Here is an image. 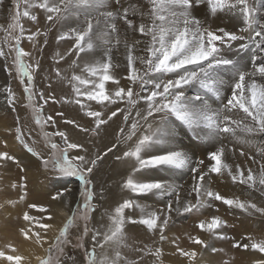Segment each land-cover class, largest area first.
I'll return each mask as SVG.
<instances>
[{"label": "snow or ice", "instance_id": "1", "mask_svg": "<svg viewBox=\"0 0 264 264\" xmlns=\"http://www.w3.org/2000/svg\"><path fill=\"white\" fill-rule=\"evenodd\" d=\"M3 3L4 0H0V4ZM146 3L148 8L144 11L138 5L129 3V0H25L27 7L22 15L37 24L36 30L25 37V28L20 23L21 13L17 11L9 28L19 29L20 34L12 37L15 43L9 46V52L0 47V58L5 61L14 52L12 63L23 86L22 98L27 100L25 106L32 109L37 124L45 119V122H51L53 127H57L53 116L44 118L40 115L43 105L49 100L53 103L75 104L79 105V111L90 120L80 123L76 118H69L57 111L56 116L61 117L65 125H72L84 135L91 132L99 136L103 131L105 136L114 137V140L109 141L110 147L105 145L104 149L93 152L86 141L72 140L65 130L57 128L55 132L45 135L59 137L61 143L53 142L50 152L45 155L25 142L18 118L15 139L39 165L57 181L75 178L79 182L84 202H77L70 209L71 215L59 229V237H67L78 210L82 209L80 218L87 221L91 213L96 211L92 206L94 199L97 202L103 200L107 190L101 186L97 192L93 176L109 155L131 170L122 187L134 196L175 194V199H169L166 206L159 210H149L132 199H124L115 207L113 214L107 211L104 213L108 216L109 224L102 226L103 231L90 229L85 224L84 236L92 233L93 248L88 250L83 243L78 246L85 248L87 264H97L96 247L109 246L112 247L114 256L109 258L104 255L99 264H121V261L124 264H143V255L133 262L125 260L121 254L120 248L127 246L124 240L125 225L128 223L143 225L148 232L158 233L159 241L163 242L168 239L165 230L172 213L184 215L199 212L213 207L211 201H220L228 208L239 209L248 216H264V207L255 202L227 198L209 186L212 174L222 176L227 173L233 183L246 185L264 195V161L249 157L253 163L259 164L258 173H254L252 168H248L245 173L240 165H236L233 171L232 166L225 162L227 146L223 143L225 139L231 138L238 144H247V137L264 134V83L256 79L257 76L264 78V3H253V0H146ZM32 8L43 11L44 23L41 24L38 16L30 11ZM221 14L238 15L243 27L234 31L213 26L215 20L210 18L218 19ZM200 16L204 18L201 19ZM136 17H139L138 21ZM73 18L74 23L71 22ZM120 22L123 32L118 27ZM57 26V43L72 41L66 53L57 52L53 57L57 64L70 54L81 57L83 53L91 58L84 62L83 67L73 59L69 69L80 68V73L73 71L70 78L62 75L59 67L50 66L47 74L42 76V81L47 82L46 89H38L34 79L45 70L41 58L35 53L43 52L44 46L49 43L48 33ZM42 28L44 31H41ZM40 36L45 37L43 44L37 39ZM25 38L32 42L34 52H27L21 46V41ZM4 43L8 44L7 37ZM121 45L126 52V86H121L120 79L113 72L119 67L114 63V50L118 51ZM245 54L251 61V70H245L247 63L240 62L245 59ZM25 57L30 58L32 63H26ZM5 70L11 72L7 63ZM54 79L57 82L67 81L71 86L72 96L57 97ZM109 82L115 86L113 90L106 88ZM193 84H199L214 100L220 101V107H212L209 99L199 93L188 95L185 88ZM229 91L230 95L227 94ZM0 92L5 94L8 106L16 111V94L12 88L4 86ZM37 96L43 101L39 106L34 103ZM89 102H95L99 110H93ZM141 102L144 107H141ZM121 103L125 105L124 108L118 106ZM133 109L135 116L132 115ZM241 113L242 116L239 115ZM118 114L123 117V126H118V131L113 129L109 133L107 126H110V122H115L114 118H118ZM173 124L181 130H188L191 134L190 145L180 149L161 147L157 150L156 146L177 142ZM202 144L209 147L202 148ZM120 145H124L127 150ZM198 149L206 153L209 161L207 165L203 158L196 156ZM240 155H245L243 149L240 150ZM261 155L264 156V150ZM0 160L14 161L21 172L27 171V165L7 152H0ZM172 169L190 171L192 184L187 192L189 199L182 200L177 187L166 179L136 178L138 174L150 170ZM21 181L19 188L23 194L19 195L18 201L10 200L7 203L19 206L22 202L26 205L22 209L25 226L20 227V232L26 239L34 237L38 244H43L47 241L40 230L46 232L53 227L43 221L51 220L53 216L48 214L49 209L44 205L27 201L26 177L22 176ZM13 187L17 185L14 184ZM71 194L72 189L67 184H61L51 195V201L60 202L68 208L69 203L64 197ZM193 194L195 203L190 199ZM134 208L141 211L139 219L125 215V210ZM31 210L39 212V218L31 215ZM224 224L225 221L219 216L213 215L210 221L201 220L196 227L203 233L227 240L228 236L216 231ZM189 240L204 250L211 247L199 235H191ZM249 241H236L232 247L250 249L261 254L244 264H264V239L249 238ZM70 242L65 239L60 243ZM171 243L175 245L176 241L172 240ZM52 247H59V251L63 253L62 246L51 245L49 251ZM145 248L136 251L144 254ZM6 249H0V264H24L25 257L17 254L15 247L8 244ZM211 251L216 253L223 249L211 247ZM161 252L160 247H155L151 255L159 259ZM176 253L186 258L189 264H194L198 256L195 249L185 250L179 246L176 247ZM37 260L38 264H50V259L37 257ZM223 264H228V261Z\"/></svg>", "mask_w": 264, "mask_h": 264}, {"label": "rangeland", "instance_id": "2", "mask_svg": "<svg viewBox=\"0 0 264 264\" xmlns=\"http://www.w3.org/2000/svg\"><path fill=\"white\" fill-rule=\"evenodd\" d=\"M257 2L264 3V0H253V3H257ZM129 3L133 5H138L144 11H146L148 8L146 0H129ZM17 4L19 5L18 8H17ZM26 7L27 5L25 4V0H4V3L0 4V47H3L6 52H9V46L15 43L12 37L20 34L19 29L13 30L9 28V25L13 23V16L15 15L17 11H20L21 13L20 23L25 28V33H24L25 37H27V35H29L31 32L36 30L37 24L35 22L30 21L26 17H23L22 15ZM111 8H112V5L110 3L109 10H111ZM30 11L33 14H36L38 16V20L40 21L41 24L44 23L45 18L43 16L42 10L37 9V8H32L30 9ZM229 18H231V16H229ZM74 19L75 18H73V20L71 21L72 23H74ZM135 19L138 21L139 17H136ZM210 19L212 20V18ZM235 19H236V22L233 25L230 24L231 23L230 22L229 26H226L227 30L239 31L240 28L243 27L242 19L238 15ZM226 20H228V18ZM48 23H51V22H48ZM224 24L222 25L218 24V26L224 27ZM118 27H120L121 32H123L122 22L118 23ZM58 28L59 26H57V28H53V30L48 33L47 39L49 40V43L44 46V49L50 48L49 57L51 59H53L55 55L54 51H57L60 48L59 45L66 47V49H63V52L66 53L67 49L71 47V44H72V41H61L57 43L55 37L58 34V31H57ZM41 31H44V29L42 28ZM136 35L138 37L139 33H137ZM6 37L8 39L7 45L4 43V40ZM37 39L39 40L40 44H43L45 37L40 36ZM25 45L29 46L32 49L31 52L34 50L32 46V42L28 41L26 38L22 39L21 41V46L23 48ZM120 51L121 52L119 53L114 52V63L119 65L115 73H117L116 75L120 79V82L126 83L127 81L125 78L127 76V68H126L127 61L125 58L126 52H125V49L123 48V45L120 46ZM134 54H137V53H134ZM97 55H99V53H97ZM37 56L40 57L41 55L38 54ZM245 56H247V54H245ZM76 58L78 59L79 57H76L74 54L73 55L70 54L65 57L66 59L65 64L60 65L63 75H66L67 71H64V70H68L69 65L71 64V61L73 59L77 60ZM235 58L239 59V57H235ZM24 59L26 63H29L27 57H25ZM13 60H14V52L11 53L7 61H5L4 58H0V89L4 88V86H10L11 88L17 87V93L20 99L18 108H20L21 113H22L21 114L22 117L19 118V125L21 127L22 135H23V127L26 125L24 123L26 122L28 127L30 128L28 129V131H31L33 133V137L30 138L31 141L34 144L38 143L40 148L43 151H46V153L48 154L51 150V144L53 142L57 144L61 143L60 138L56 136H51V135L46 136L45 133L51 134L54 132L53 131L54 127L51 125V122H45V119H42L41 123L37 124L36 116L33 113L32 109L25 106L27 105L28 102L27 100L22 98L23 86L20 84L19 78L17 77L15 66L12 63ZM243 61L246 63L248 62L247 63L248 66L245 70H251L250 59L249 58L247 60L243 59ZM6 63L11 68V72H8L5 70ZM256 79L258 82L264 83V78L257 76ZM35 80H36V77L34 79V83H35ZM13 88L12 90H14ZM185 91L188 95H194L196 93H199L201 95H204L205 97H208V95L204 94L205 91L200 87L199 84H193V85L186 86ZM227 94L230 95V91ZM1 98L6 100V96L3 92H0V100ZM212 101H214V99ZM34 103L37 106H39L40 104H43V101L41 100L39 101L38 96H37ZM119 105H120L119 107L121 108L125 107L123 103ZM51 106L53 105L44 104L43 108L41 109L40 115L44 118L51 115L54 118H58V121L60 124H64L63 119L61 117L55 116L56 112L52 111L54 107L51 108ZM7 109L9 113L7 115V118L5 119V122L7 123L6 125L7 127L11 126L10 127L11 129H16L17 121H18V118H16L17 115L15 111L12 110L11 107H8ZM49 109L50 110L52 109L51 110L52 113L51 111L48 112ZM134 112H135V109L132 110V115L134 114ZM239 115L242 116L243 114L241 113ZM120 118L122 120V123H124L123 117L120 116ZM60 119H62V121ZM115 122H117V119L115 120ZM94 136L95 135L92 134L91 136L92 138L90 137V139L92 140ZM247 140H248L247 144H238L234 140H231V138L225 139L223 141V143L227 146L225 162H227L228 164L232 166L233 171H235L236 165H240L242 170L245 171V173L248 168H252L254 173H258L259 164L253 163V161L249 159V157H253L256 161H264V156L261 155V151L264 150V134H259V133L255 134L251 137H247ZM0 143L3 146L4 144L3 141H0ZM129 143L131 144L132 142H129ZM189 143L190 141H188L187 146H189ZM216 146H219V145H216ZM202 148H204V144H202ZM241 149H243V151L245 152V155L243 156L240 155ZM196 156L203 158L205 160L206 165L209 163L205 152L198 149L196 152ZM244 160H246L249 165L247 166L246 169L243 168ZM39 171H41V173L43 174L47 173L41 165L39 167ZM5 173L7 175L6 180L7 182H9L10 188H4V193L6 196L0 198V242H3V244L0 243L1 248H5L6 245L8 244L12 245L14 243L16 245V241H14V238L17 235L16 233L19 232L20 227L23 226L22 209H25L26 205H24L21 202L19 206L15 207L12 204L7 203V201H10V200L18 201L19 195L23 194L22 190L19 188V184L22 182L21 177L22 176L26 177V181H25L26 191L28 193V195L26 196L27 201L29 203H37L41 205L43 204L45 206L48 202L49 195L54 194L55 191L60 188L61 182L64 181V180L57 181L48 174L49 177L51 178H47V179L49 180V185L52 188L49 187L51 189L37 190L34 188V184L31 182V180L28 178L25 172L24 173H22L21 171L16 172L13 174L14 177L9 176L6 171ZM207 179L208 178L206 177V181ZM67 181H70L71 188L73 189L74 196H75L72 204L70 205V208L75 207L77 202H79L80 204H83L84 200L80 194L78 180H76L75 178H69ZM9 184H8V187H9ZM14 184L17 185V187L14 188L13 187ZM191 184H192L191 173L189 170H187L186 173H184L183 179L179 180L178 188H177L179 189L181 193V197H183L182 200L189 199V197L187 196V192L189 191ZM43 186L41 183V185L39 184L37 187L42 188ZM209 186L213 190L220 192L222 195L226 196L227 198H233V199L239 198L241 200H251L252 202H255L258 206L264 207V195H261V193L258 190L248 188L246 185H241L239 183H233L231 178L227 175V173H224L222 176H217L216 174H212V182ZM123 196L126 199H129L130 197V199L138 202L141 206H144V208L146 209H149V210L161 209V207L159 205H156L155 202L151 200V198H148V196L147 197L140 196V199H139V197H135L132 193H130L129 196L128 194L127 196H125L124 194H122L121 196L119 195V198H122ZM169 199L174 200L175 194L163 197L164 202L163 200H160L161 204L164 205L163 208L166 206ZM190 199L192 200L193 203H195V194H193ZM211 203L213 204V207L201 209L199 212L193 211L192 213H188L184 215H177L176 213L171 214L172 218L168 225L167 236L169 237V239L176 241L175 247L179 246L180 248H183L185 250L195 249L198 253V256L194 264H223L224 261H228V264H244V262L254 257L260 256L261 254L254 253L250 249L233 248L232 244L235 243L236 241H240L241 243H249L250 242L249 238H253L256 240L264 239V216H261L260 214L248 216L246 213L241 212L239 209L228 208V206L224 205L220 201H211ZM92 206L95 209H97L95 199L93 201ZM133 210L136 211V212L134 211L135 216H137L136 219H139L141 215V214H138L139 210H136V208H134ZM81 212H82V209L77 211L76 217L74 218V222L69 227V232H68L67 237H59V230H58L56 236L52 239V242L47 245L46 253L41 259H50V264H57V261H59V264H73V261H75V264H87V261L85 260V248L79 247L78 245L83 243L84 245H86L88 250H92L93 248V244L91 243L92 233L89 232L87 236H84L83 230H84L85 224H87L90 229L93 228L92 219H93V215L95 211L91 213L87 221L80 218ZM30 214L38 215V212L35 210H31ZM69 215H71V211L69 212ZM213 215L219 216L223 221H225V224L221 228L217 229L216 231L219 234L228 236L229 239L227 240L220 239L218 238V236H212L208 233H203L196 227V224L200 222L201 220L205 222L210 221ZM67 218L68 217L64 219L61 225L59 224V229L63 227V224L67 221ZM143 227L145 228V226ZM144 230H146V228ZM153 235H159V234L157 233ZM191 235H199L201 238L205 239L211 245V247H215L217 249H223V251H218L216 253H213L211 251V247L208 248L207 250H204L200 246L193 245L189 240V236ZM58 237H59V241L57 240ZM81 237H83L82 240H81ZM65 239H68L71 242L67 244H61L60 242L64 241ZM154 239L156 240L155 236L151 239V241H154ZM51 245L62 246L63 253L59 251V247H52L51 251H49V248ZM13 247L16 248V246H13ZM182 262L183 264H189V261H187L186 258H182Z\"/></svg>", "mask_w": 264, "mask_h": 264}, {"label": "bare ground", "instance_id": "3", "mask_svg": "<svg viewBox=\"0 0 264 264\" xmlns=\"http://www.w3.org/2000/svg\"><path fill=\"white\" fill-rule=\"evenodd\" d=\"M236 17L237 16H231V18H229L228 15L221 14L220 18H218V19L212 18V20H215V24L213 26H218V24L222 25L225 23L224 27L226 28V26H229L230 22H231L230 24H232V25L236 22V19H235ZM203 18L204 17L201 16V19H203ZM227 18H228V20H226ZM59 46H60V48L57 51H54V54H56L57 52H59L60 54L65 53V52H63V49H66V47L62 46V45H59ZM24 50L27 52H31L32 49L29 46L25 45ZM32 52H34V50ZM49 52H50V48H48V49L45 48L42 53H39V52L35 53L36 55H38V54L41 55L40 58L42 60L43 68L45 70L43 73H41L40 76L36 77L35 84H36L38 89H46L47 82L42 81V76L44 74H47L49 67L51 66V67H59L60 68V65H64L65 61H66V59L60 60L59 63L57 64L56 60L51 59L49 57ZM114 52L115 53L121 52L120 48L118 51L114 50ZM90 58H91L90 56H86L85 54L82 53L81 57H79L78 59L76 58V59H77L78 63L80 64V67H83L84 62L86 60H89ZM245 59L247 60L248 57L245 56ZM28 62L32 63V60L30 58H28ZM240 62H241V64L246 63L243 61V59ZM116 70H117V68H115L113 70L115 75L117 74V73H115ZM73 71H75V72H77V74H79L80 68L68 69L66 76H68L70 78ZM119 74H120V72H119ZM52 75L54 77V73ZM62 75H63V73H62ZM53 83H54V87L56 90L55 95L57 97L72 96L71 86L67 83V81L57 82L54 79ZM126 83H128V82H126ZM126 83L120 82L121 86H126L127 85ZM110 84H111V82H109L106 85V88H108L109 90H113L115 86L112 84L110 85ZM13 89H14L13 92L16 94V103L14 105L16 108V111H15V113L17 115L16 118H21L22 113H21L20 108H18V105L20 103V99L18 97L17 87H14ZM204 94L208 95V97H206V98L209 99L212 107H214V108L220 107V105H221L220 101H217V100L212 101L214 99V97H212L210 94H208L206 92ZM38 99H39V96H38ZM39 101H40V99H39ZM49 101H48L47 105L52 104L53 106H51V108L52 107H54V108H53V110L52 109L51 110L54 112H57V111L63 112L67 117L76 118L77 120H79L80 123H85L88 120H90V118H87L84 116L83 112L79 111V105L63 104L62 102L61 103H53L51 100H49ZM89 104L93 110H99V106L96 105L95 102H89ZM118 106H120V105H118ZM8 107L9 106L7 104V101L5 99L1 98V100H0V141H3L4 144L2 146L0 143V148H2V149H0V152H7L10 155L17 157L18 160L23 165H27V171L25 172V174L28 176V178L34 184L35 189H37V190H39V189H43V190L51 189L52 187L49 185V180L47 179V178H51V177H49L48 173L43 174V173H41V171H39V167H40L39 163L35 160L34 157L31 156L30 153H28L24 149L23 145L15 139V129H11L10 128L11 126L7 127V125H6L7 123L5 122V119L7 118V115L9 113L7 111ZM141 107H144L143 102H141ZM114 108H115V106H113V110H114ZM51 110L49 109L48 112H50ZM52 111H51V113H52ZM133 116H135V112H134ZM55 119H56L57 127L53 128L54 132L57 130V128L59 130H65L69 134V136L72 140H78L81 142L86 141L88 147L92 148L93 152L104 149L105 145L110 147L111 145L109 144V141L114 140V137L111 135L105 136L103 131L100 132L99 136L95 135L93 137V139L91 140L90 139V137L92 136L91 132H89L87 135L81 134L79 129H74L72 125L60 124L58 121V118H55ZM116 119H117V122H114V123L110 122V126H107V131L109 133H112L113 129L118 131L119 130L118 126H123V123H122V120H121L119 114H118V118H114V121ZM60 120L62 121V119H60ZM24 124H26L25 126L23 125L24 126L23 127V138H24L25 142L28 143L29 146L33 147L36 151L42 152L46 155L47 154L46 151H43L40 148V146L38 145V143L34 144L31 141L30 138L33 137V133L31 131H28V129H30V128L28 127L27 123L25 122ZM130 124H131V121L128 122V126H130ZM172 127L175 131L177 142L171 143L168 145H164V146H156L157 150H159L161 147H171L174 149H180L183 146H187L188 141L191 142V134L188 132L187 129L181 130V128L176 127V124H173ZM93 144L95 145V147H93ZM189 145H190V143H189ZM120 147L124 148V150H127V148H125L124 145H120ZM207 147H209V145L204 144V148H207ZM247 166H249L248 162L246 160H244L243 168L246 169ZM5 171L8 173L9 176L14 177L13 174L16 172H19L20 167L14 161L0 160V198L6 196L4 193V188H10V184L6 180L7 175H6ZM11 171H13V172H11ZM130 171L131 170L126 165L117 162L115 160V158L111 155H109V157H107L104 160V162L101 165H99V171L93 176V180L95 181L97 192H99L101 186H103L107 190V192H106V195L104 196L103 200H100L99 202H97L95 200L97 209H96V211L93 215V219H92L93 228L100 229L103 231L104 229L102 226H107L109 224L108 216L104 215V213L106 211L109 214L114 213L115 207L118 206L119 203H122L124 198H125L124 196L122 198H119V195L120 196L122 194H124L125 196H127V194H128V196L130 195L131 192L122 187V183L127 178ZM186 171H187V169H184V170L172 169L169 171L150 170V171L138 174L136 178L137 179H143V180L166 179L168 182H170L171 184L175 185L178 188L179 180L183 179L184 173H186ZM22 173H24V172H22ZM5 182H7L9 184V187H8V184ZM41 183H42V186L43 185L44 186L42 188H38L37 186L39 184L41 185ZM61 184H67V186L69 188H71L70 181H65V182L62 181ZM49 187H51V188H49ZM178 191H179V189H178ZM166 196H169V195H164V196L148 195V198H151V200H153V202H155L156 205H159L161 207V209H163L164 205L161 204L160 200H163V197H166ZM142 197H144V196H142ZM74 198H75L74 191L72 189V194L66 195L64 197V200L69 203V207L65 208L60 202L51 201V195H49L48 202L46 201L47 204H46V206L45 205L44 206L49 209L48 214L52 215L53 219H51V220L45 219L43 222L51 224L53 227L48 229L46 232L44 230H40L42 236L45 237L47 242H45L43 244H38L34 237H32L30 239H26L21 234L20 230L18 233H16L17 235L14 238V241H16V245L14 243H13L14 245L13 244L12 245L16 246L17 254H20V255L25 257L24 264H37L38 263L37 257L42 258L45 255L47 245L52 242V239L56 236V234L59 230V224L61 225L62 222L64 221V219H66V217H68L70 209H71L70 205L72 204ZM129 199H130V197H129ZM139 199H140V197H139ZM163 202H164V200H163ZM142 207H144V206H142ZM136 210H139L138 214H141L140 209L136 208ZM134 211L135 210H133V209L125 210V215L126 216H133V218L136 219L137 216H135ZM38 215L40 216L41 214L38 212ZM38 215L35 214L34 216L39 218ZM12 218H13V216H12ZM14 225H16V224H14ZM23 226H25L24 222H23ZM144 229L145 228L143 227V225H139V224L128 223L125 225L124 244L127 246L126 247L122 246L120 248L121 254L125 258V260L136 262L139 260L140 256L143 255V264H183V262H182L183 257H180L179 254L176 253L175 245L171 243L172 240L169 239V237L167 236L168 227L165 230V235L168 237V239L163 241V242L159 241V235H153V233H150L147 231V229L146 230H144ZM154 236H155L156 240L154 239V241H151V239ZM150 237H152V238H150ZM0 243L3 244V242H0ZM91 243H92V240H91ZM145 246H147V247L145 248ZM155 247H160L162 250L161 256L159 259H157L156 257L151 255V251H154ZM140 248H145L144 254L138 253L136 251L137 249H140ZM0 249L6 250V247L5 248L0 247ZM149 250H151V251H149ZM95 254H96V258H97V264H99L100 260L103 258L104 255H107L109 258H112L114 256L113 249L110 246L105 247V248L96 247L95 248ZM121 264H124V262L121 261Z\"/></svg>", "mask_w": 264, "mask_h": 264}]
</instances>
